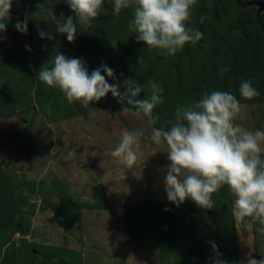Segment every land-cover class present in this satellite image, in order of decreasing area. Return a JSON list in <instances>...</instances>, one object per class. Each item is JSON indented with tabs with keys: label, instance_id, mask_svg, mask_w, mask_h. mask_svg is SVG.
<instances>
[{
	"label": "rangeland",
	"instance_id": "374dc122",
	"mask_svg": "<svg viewBox=\"0 0 264 264\" xmlns=\"http://www.w3.org/2000/svg\"><path fill=\"white\" fill-rule=\"evenodd\" d=\"M239 1L196 0L188 26L202 39L166 56L136 41L131 9L115 15L114 0H104L100 15L78 26L71 43L46 14L75 16L65 0H13L0 33V264H209L210 241L228 264L249 253L263 257L264 240L231 221L235 197L227 186L212 194V209L191 199L179 206L168 201L167 146L151 141L153 125L126 101L109 92L87 108L69 104L58 87L37 79L59 51L82 59L89 74L102 62L109 66L118 80L102 75L119 83L121 94L126 79L142 86L155 80L163 88V103L153 110L157 128H170L176 108L198 102L205 91H227L242 105L234 124L264 131V13L249 5L259 0ZM18 20L27 21L26 33L16 30ZM37 26L53 39L40 38ZM224 67L230 71L221 75ZM249 79L260 95L244 99L239 87ZM147 95L145 88L137 99ZM138 129L144 135L128 169L112 151L125 130ZM216 212L223 227L204 228Z\"/></svg>",
	"mask_w": 264,
	"mask_h": 264
},
{
	"label": "clouds",
	"instance_id": "9594fccd",
	"mask_svg": "<svg viewBox=\"0 0 264 264\" xmlns=\"http://www.w3.org/2000/svg\"><path fill=\"white\" fill-rule=\"evenodd\" d=\"M196 0H114L113 11L119 15L122 9H131L132 18L128 22L129 31L135 33L137 42H144L149 49H158L163 55L172 56L186 44L195 45L202 39V33L188 26L191 10ZM13 0H0V33L6 32ZM75 16L57 20L52 9L46 14L56 21V32L66 35L73 42L79 28H87L100 15L104 0H65ZM42 5H38V10ZM38 14V11L34 14ZM206 17L201 16L200 23ZM17 31L27 32V21L18 20ZM40 38L53 39L50 32L37 26ZM2 40V37H0ZM115 44V41H113ZM31 51L30 48L27 49ZM49 64L51 66H49ZM230 71L220 69L223 75ZM107 78L117 81L114 70L104 64L89 74L88 67L80 58H69L59 51L41 67L37 79L47 86L58 87L69 104L79 102L89 107L91 102H99L109 92L119 102H127L135 109L134 114L147 119L151 128L150 139L156 145L167 146L169 164L164 178V187L170 203L179 206L191 199L202 209H212V194L223 186L235 197L232 215L245 227L258 223L264 232V159L261 158V141L264 131H249L234 119L242 105L231 92L205 91L198 102L187 107L178 106L170 128H157L158 116L153 110L163 103V88L150 80L139 85L132 79L123 83L126 91L121 94L120 84L107 82ZM122 75V74H121ZM149 89V95L137 99L141 92ZM240 96L252 99L260 95L252 80H244L239 87ZM128 110V108H124ZM142 129L125 130L121 140L112 151V156L131 169L137 155L133 150ZM167 211V209H165ZM214 252L209 264H228L214 242H209ZM239 264H264V258L257 260L251 253Z\"/></svg>",
	"mask_w": 264,
	"mask_h": 264
},
{
	"label": "crops",
	"instance_id": "0c3cea01",
	"mask_svg": "<svg viewBox=\"0 0 264 264\" xmlns=\"http://www.w3.org/2000/svg\"><path fill=\"white\" fill-rule=\"evenodd\" d=\"M88 196H90V193L87 195V197ZM78 197H79V195H78ZM110 223H111V221H110ZM119 223L121 224V222H119ZM240 225H242V224H240ZM242 226H244V225H242ZM244 228L246 229V234L245 235L249 236L251 234L254 241H258V239H260V238H262V240H264V232H261L260 231V227H258L255 223H253L250 228L249 227H244ZM208 229L210 230L211 228H208ZM213 230L215 231V229H213ZM239 252H240V250H239ZM263 257H264V255H263ZM263 257L259 258L257 255L253 256V258H255L257 260H260ZM242 260H245V259H241V255H240V261H242Z\"/></svg>",
	"mask_w": 264,
	"mask_h": 264
},
{
	"label": "trees",
	"instance_id": "16d2710c",
	"mask_svg": "<svg viewBox=\"0 0 264 264\" xmlns=\"http://www.w3.org/2000/svg\"><path fill=\"white\" fill-rule=\"evenodd\" d=\"M239 1V0H238ZM239 3H240V1H239ZM241 4V3H240ZM254 7H257V6H254ZM257 9H258V7H257ZM259 12V11H258ZM260 13V12H259ZM262 13H264V12H262ZM145 118V117H144ZM147 120V119H146ZM218 192V191H217ZM216 192V193H217ZM230 195H231V198H232V194L230 193ZM230 198V199H231ZM233 199V198H232ZM231 206V205H230ZM231 211H232V206H231ZM231 214V221L233 222V224L235 225V219H234V217H233V215H232V212L230 213ZM213 217V221H211V222H209V223H207V224H205L203 227L204 228H211V229H215V230H218L219 228H221V227H223V225H224V223H223V220H221V219H219V217L217 216V212L214 214V215H212ZM187 220V219H186ZM258 227H261L258 223H255ZM217 232V231H216ZM238 253H239V250H238Z\"/></svg>",
	"mask_w": 264,
	"mask_h": 264
},
{
	"label": "water",
	"instance_id": "95a60500",
	"mask_svg": "<svg viewBox=\"0 0 264 264\" xmlns=\"http://www.w3.org/2000/svg\"><path fill=\"white\" fill-rule=\"evenodd\" d=\"M249 5L257 6L260 13L264 12V0L250 2Z\"/></svg>",
	"mask_w": 264,
	"mask_h": 264
}]
</instances>
